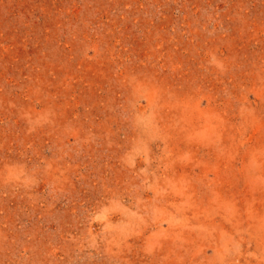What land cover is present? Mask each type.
Returning a JSON list of instances; mask_svg holds the SVG:
<instances>
[{
	"label": "rangeland",
	"instance_id": "rangeland-1",
	"mask_svg": "<svg viewBox=\"0 0 264 264\" xmlns=\"http://www.w3.org/2000/svg\"><path fill=\"white\" fill-rule=\"evenodd\" d=\"M0 264H264V0H0Z\"/></svg>",
	"mask_w": 264,
	"mask_h": 264
}]
</instances>
